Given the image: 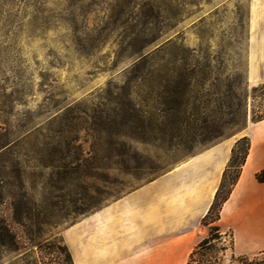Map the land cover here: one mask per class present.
I'll list each match as a JSON object with an SVG mask.
<instances>
[{"label":"rangeland","instance_id":"374dc122","mask_svg":"<svg viewBox=\"0 0 264 264\" xmlns=\"http://www.w3.org/2000/svg\"><path fill=\"white\" fill-rule=\"evenodd\" d=\"M249 53L264 0H0V264H71L77 221L242 136Z\"/></svg>","mask_w":264,"mask_h":264},{"label":"crops","instance_id":"0c3cea01","mask_svg":"<svg viewBox=\"0 0 264 264\" xmlns=\"http://www.w3.org/2000/svg\"><path fill=\"white\" fill-rule=\"evenodd\" d=\"M252 61L249 53L248 79L254 83L264 53L255 79ZM241 134L250 146L217 223L230 231L235 254H254L264 250V180L256 178L264 171V118L247 124ZM234 142L225 138L204 148L77 221L65 235L73 264H185L203 238L200 222Z\"/></svg>","mask_w":264,"mask_h":264},{"label":"trees","instance_id":"16d2710c","mask_svg":"<svg viewBox=\"0 0 264 264\" xmlns=\"http://www.w3.org/2000/svg\"><path fill=\"white\" fill-rule=\"evenodd\" d=\"M246 95V93H243L240 100L241 107L245 116L247 114ZM251 98V120L255 122L264 118V82L252 87ZM238 126H241L239 128L242 129L245 124ZM249 146V138L245 135H242L235 140L231 148L229 160L223 169L220 183L214 194L213 201L200 222L201 225L212 224L209 230V236L203 237L194 246V248L189 253L185 264H220L216 260H212L211 257L205 256L204 252H208V250L211 248L209 242L212 234H215L214 237H218L220 235V226L217 223V220L219 218V211L222 203L227 199L232 187L238 179L239 172L246 159ZM256 178L259 181L264 180V171H260L259 173H257ZM1 228L5 230V233L3 235L10 236L6 225H1ZM229 236L231 241L230 246L232 249V235L230 231ZM67 253L70 263L73 264L68 251ZM199 254L200 258L197 259L196 257ZM228 264H264V250L254 254H235L234 252H232Z\"/></svg>","mask_w":264,"mask_h":264},{"label":"bare ground","instance_id":"6f19581e","mask_svg":"<svg viewBox=\"0 0 264 264\" xmlns=\"http://www.w3.org/2000/svg\"><path fill=\"white\" fill-rule=\"evenodd\" d=\"M252 10H253V23L255 22V20L257 19V17H259V14H258V6L256 3H253L252 5Z\"/></svg>","mask_w":264,"mask_h":264}]
</instances>
